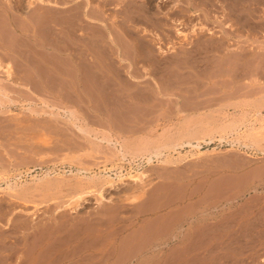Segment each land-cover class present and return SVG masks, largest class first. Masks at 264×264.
Segmentation results:
<instances>
[{"label": "rangeland", "instance_id": "rangeland-1", "mask_svg": "<svg viewBox=\"0 0 264 264\" xmlns=\"http://www.w3.org/2000/svg\"><path fill=\"white\" fill-rule=\"evenodd\" d=\"M51 1L56 7L13 18L26 36L9 20L0 22V55L15 67L10 80L0 69L6 90L0 101V239L24 241L21 224L93 214L81 229L68 231L69 239L55 236L36 264H264V108L257 109L264 105V4L251 22L233 12L247 8L239 0H92L90 15L75 10L78 0ZM232 21L234 34H227ZM195 23L235 45L193 48L187 42L201 39ZM145 27L158 38L142 33ZM14 34L21 41L18 58ZM197 139L200 147L189 144ZM132 191L141 195L137 201L118 198ZM204 205L211 218L196 222L197 229L189 222L182 227L195 232L194 239H164L169 243L151 248ZM11 222L19 231H4ZM85 229L103 236L76 240ZM37 237L25 239L28 253L38 248ZM146 250L158 254L148 263L139 259Z\"/></svg>", "mask_w": 264, "mask_h": 264}, {"label": "bare ground", "instance_id": "bare-ground-1", "mask_svg": "<svg viewBox=\"0 0 264 264\" xmlns=\"http://www.w3.org/2000/svg\"><path fill=\"white\" fill-rule=\"evenodd\" d=\"M6 2H3V0H0V22L2 21L1 19H3L4 20V18H5V20L7 19V20H9L8 22H9V24H10V26L11 25H13V27H14V31H15V33L16 32H20V30L22 29L21 28V26H17L15 23H14V21L12 22V20H13V18H24L25 16H27V15H29V16H32L33 14L31 13V15L30 14H28L29 13V10L31 9V8H37V7H42V9L43 8H45L46 6L48 7V6H50V7H56V2H53V1H51V0H27V2L25 3H23L22 2V0H5ZM79 2H77V5H80L79 6V8H76V7H74L75 8V10H79L80 9V7L84 10V11H86L87 12V14H89V13H92V12H94V9L92 10L91 8H89L88 7V5L89 4H91L92 3V0H78ZM122 1V0H121ZM130 1V0H129ZM137 1V0H136ZM139 1V0H138ZM142 1V0H141ZM144 1V0H143ZM156 1V0H155ZM186 1V0H185ZM184 1V2H185ZM201 1V0H200ZM69 2H71V0L69 1ZM100 2V1H99ZM102 2V1H101ZM108 3H110V1H107ZM115 2V1H114ZM123 2V1H122ZM153 2V1H152ZM166 2V1H165ZM187 2V1H186ZM202 2V1H201ZM206 2V1H205ZM213 2V1H212ZM246 3L247 4V8H237L236 9V7H233V9L235 10V11H233V12H236V13H238L240 16L239 17H241V18H243V16H245L246 15V17L252 22V20L255 18L256 19V17L258 18V17H261L262 15H261V7H260V5H262V4H264V1L263 0H239V3H240V5H243V4H241V3ZM95 3V2H94ZM125 3H126V1H125ZM131 3V2H130ZM134 3V2H133ZM133 3L131 4V7H130V9L132 8V5H133ZM138 3V2H137ZM143 3V2H142ZM146 3V2H145ZM154 3V2H153ZM159 3V2H158ZM237 3H238V1H237ZM100 4V3H99ZM102 4H104V5H106L104 2L102 3ZM128 4V3H127ZM140 4H141V2H140ZM152 4V3H151ZM187 4V3H186ZM196 4V3H195ZM199 4V3H198ZM197 4V5H198ZM73 5V4H72ZM110 5V4H109ZM124 5V4H123ZM137 5V4H136ZM146 5V4H145ZM161 5H163V4H161ZM193 5V4H192ZM196 5V6H197ZM211 5V4H210ZM214 5V4H213ZM45 6V7H44ZM90 6V5H89ZM107 6V5H106ZM129 6V5H128ZM140 6V5H139ZM160 6V5H159ZM164 6V5H163ZM186 6V5H185ZM194 6V5H193ZM201 6V5H200ZM244 6V5H243ZM58 7V6H57ZM60 7V6H59ZM67 7V6H66ZM91 7V6H90ZM93 7V6H92ZM127 7V6H126ZM134 7V6H133ZM138 7V6H137ZM141 7V6H140ZM146 7V6H145ZM209 7V6H208ZM264 7V6H263ZM95 8V7H94ZM102 8V7H101ZM128 8V7H127ZM143 8V7H142ZM151 8V7H150ZM172 8V7H171ZM200 8V7H199ZM205 8H206V6H205ZM204 8V9H205ZM48 9V8H47ZM110 9V8H109ZM122 9H124V7L122 8ZM141 9V8H140ZM176 9V8H175ZM231 9H232V7H231ZM41 10V9H40ZM71 10V9H70ZM74 10V11H75ZM92 10V11H91ZM97 10V9H96ZM121 10V9H120ZM125 10V9H124ZM146 10V9H145ZM172 10V9H171ZM188 10H190V9H188ZM230 10V9H229ZM245 10H247V12L245 11ZM32 11V10H31ZM106 11V10H105ZM119 11V10H118ZM127 11H129V8L126 10V12ZM142 11H144V10H142ZM141 11V12H142ZM148 11V10H147ZM147 11H145V12H147ZM159 11V10H158ZM175 11V10H174ZM174 11H173V13H174ZM180 11V10H179ZM241 11V12H240ZM78 12V11H77ZM97 11H95V13H96ZM104 12V11H103ZM102 12V13H103ZM124 12V11H123ZM122 12V13H123ZM137 12V11H136ZM160 12V11H159ZM188 12H190V11H188ZM244 12H246V13H244ZM257 12L258 13H260V14H257ZM71 13V12H70ZM69 13V14H70ZM133 13H135V12H133ZM138 13H139V11H138ZM208 13H211L210 11H208ZM231 13V12H230ZM44 14V13H43ZM86 14V15H87ZM100 14V13H99ZM119 14H121V13H119ZM124 14V13H123ZM131 14V13H130ZM165 14H166V12H165ZM164 14V15H165ZM186 14V13H185ZM204 14V13H203ZM203 14H201V15H203ZM237 14V15H238ZM90 15V14H89ZM105 15V14H104ZM144 15V14H143ZM170 15V14H169ZM193 15V14H192ZM191 15V16H192ZM209 15H211V17L210 18H212V15L213 14H209ZM37 16V15H36ZM141 16V15H140ZM167 16H168V14H167ZM214 16L216 17V15L214 14ZM235 16H236V14H235ZM234 16V17H235ZM28 17V16H27ZM34 17V16H33ZM128 17V16H127ZM134 17V16H133ZM132 17V18H133ZM169 17V16H168ZM172 17V16H171ZM194 17V16H193ZM198 17V16H197ZM203 17V16H202ZM245 17V19H247ZM136 18H137V16H136ZM199 18H200V15H199ZM232 18V17H231ZM235 18H237V17H235ZM234 18V19H235ZM264 18V17H263ZM25 19V18H24ZM36 19V18H35ZM129 19H131V18H129ZM128 19V20H129ZM134 19H135V17H134ZM172 19V18H171ZM175 19V18H174ZM20 20V19H19ZM21 20H23V19H21ZM29 20H31V18L29 17ZM33 20V19H32ZM31 20V21H32ZM184 20V19H183ZM222 20V19H221ZM224 20V19H223ZM238 20H239V18H238ZM248 20V21H249ZM66 21V20H65ZM64 21V22H65ZM72 21V20H71ZM175 21V20H174ZM185 21V20H184ZM199 21H200V19H199ZM203 21V20H202ZM219 21V20H218ZM247 21V20H246ZM247 21V22H248ZM24 22V21H23ZM34 22V21H33ZM36 23H37V21H35ZM68 22V21H67ZM176 22H177V19H176ZM178 22H180V21H178ZM183 22V21H182ZM182 22H180L178 25H180V26H182V25H184V23H182ZM231 22V21H230ZM233 22V21H232ZM3 23V22H2ZM25 23V22H24ZM75 23V22H74ZM202 23V22H201ZM236 23H237V20H236ZM235 23V24H236ZM21 25H22V23H20ZM19 24V25H20ZM35 24V23H34ZM68 24V23H67ZM187 24V23H186ZM234 24V22H233V24H229L228 25V22H227V28L225 27V29H223V31H225V33H229V32H232V30H231V27L233 28V26L235 25ZM247 24H251V23H247ZM261 24H263V23H261ZM26 25L28 26L29 24H27L26 23ZM71 25V24H70ZM78 26H79V24H77ZM107 25V24H106ZM138 25V24H137ZM140 25V24H139ZM138 25V26H139ZM158 25V24H157ZM177 25V24H176ZM191 25V24H190ZM195 26L197 25V27H199L200 25H201V27H199V30H200V32H196L197 33V35H198V38L199 37H201V39L199 40H191V41H188L187 43H191L192 44V46H193V48L194 47H196V49L197 48H199V47H203L202 49H204V48H206V50H210V49H221V48H223V50L224 49H229V47H231V45H235V44H232V43H230V42H226V40L224 41V40H222L220 37V39H218V36H217V38H215V35H214V31L213 30H211L210 28H208V26L206 27L205 25L203 26L202 24H197V23H195L194 24ZM193 25V26H194ZM199 25V26H198ZM238 25H240V23L238 24ZM257 25V24H256ZM9 26V25H8ZM10 26H9V28H10ZM22 26H24V24L22 25ZM66 26V25H65ZM131 26H133V25H131ZM161 26V25H160ZM165 26V25H164ZM195 26L192 28V30L195 32L196 30H198L197 28H195ZM215 26V25H214ZM243 26H244V24H243ZM12 27V28H13ZM63 27V26H62ZM80 27H82L83 28V26H80ZM80 27H79V29H80ZM128 27V26H127ZM126 27V28H127ZM192 27V26H191ZM221 27V26H220ZM238 27V26H237ZM8 28V27H7ZM23 28H25V27H23ZM27 28V27H26ZM78 28V27H77ZM125 28V29H126ZM143 28V27H142ZM150 28V27H149ZM167 28V27H166ZM3 29V28H2ZM5 29V28H4ZM20 29V30H19ZM30 29V28H29ZM32 29V28H31ZM79 29H78V32L80 33L81 32V30L82 29H80V31H79ZM106 29V28H105ZM165 29V28H164ZM173 29V28H172ZM177 29V31L179 32V33H183V30H181L180 28H179V26L176 28ZM27 30V29H26ZM72 30V29H71ZM133 30V29H132ZM141 30V29H140ZM144 30V31H143ZM153 30V29H152ZM166 30V29H165ZM234 30V29H233ZM13 31V30H12ZM25 30H23V32H22V30H21V32L22 33H24V35H25V32H24ZM74 31H77V30H74ZM129 31V30H128ZM131 31V30H130ZM136 31V30H135ZM134 31V32H135ZM153 32V35L154 36H156L155 37V39L156 38H158V33H156V32H154V31H151V29L150 30H148V28H144V29H142L141 30V32ZM218 31V30H217ZM235 31V30H234ZM234 31L232 32V34H234ZM20 32V34H22ZM27 32V31H26ZM77 32V33H78ZM140 32V31H139ZM140 32V33H141ZM142 32V33H143ZM220 32V31H219ZM31 33V32H30ZM60 33H61V31H60ZM83 33V30H82V32H81V38H83V36H84V34H82ZM137 33V32H136ZM13 34V33H12ZM19 34V33H18ZM27 34V33H26ZM32 34H34L33 32H32ZM32 34H31V36H32ZM67 34V33H66ZM74 34V33H73ZM193 34V33H192ZM207 34H211L210 36H207ZM17 35V34H16ZM15 34H14V36H15V40H16V47L14 48V52H15V57L16 58H18L21 54H20V45L21 44H19V43H21V41L19 40V37L18 36H16ZM23 35V34H22ZM75 35V34H74ZM86 35V34H85ZM196 35V34H195ZM194 35V36H195ZM6 36V35H5ZM13 36V37H14ZM26 36V35H25ZM27 36L29 37V35L27 34ZM202 36H206V38L205 39H202L203 37ZM20 37H22V36H20ZM59 37V36H58ZM65 37V36H64ZM185 37H187V36H185ZM76 38V37H75ZM85 38V37H84ZM83 38V39H84ZM188 38H189V36H188ZM0 39H1V37H0ZM21 39V38H20ZM37 39V38H36ZM160 39V38H159ZM185 39V38H184ZM46 40V39H45ZM69 40V39H68ZM186 40H187V38H186ZM51 41V40H50ZM45 42V41H44ZM186 42V41H185ZM236 42H238V43H236V46L238 45V46H241V47H244V46H253V47H256V45H255V43H257L256 41H253L252 43H248V45H244V44H240V42L239 41H236ZM180 43V42H179ZM246 43V42H245ZM42 44V43H41ZM49 44V43H48ZM4 45H6V44H4ZM11 45V44H10ZM39 45V44H38ZM51 45V44H50ZM65 45V44H64ZM73 45V44H72ZM174 45H175V43H174ZM174 45H173V47H174ZM190 45V44H189ZM53 46V45H52ZM161 46V45H160ZM159 46V47H160ZM0 47H3L1 44H0ZM55 47V46H54ZM57 47V46H56ZM188 46H186V48H187ZM259 47V46H258ZM257 47V48H258ZM63 48V47H62ZM161 48V47H160ZM189 48H192V47H189ZM12 49V48H11ZM161 49H163V48H161ZM247 49V48H246ZM249 49V48H248ZM13 50V49H12ZM29 50V49H28ZM201 50V49H200ZM205 50V49H204ZM218 50V51H219ZM3 51V50H2ZM67 51V50H66ZM71 51V50H70ZM183 51V50H182ZM181 51V52H182ZM188 51V50H187ZM1 52V51H0ZM6 52V51H5ZM84 52V51H83ZM135 52H136V50H135ZM180 52V53H181ZM198 52V51H197ZM3 53V52H2ZM179 53V54H180ZM187 53V52H186ZM188 53H190V52H188ZM9 54V53H8ZM86 54V53H85ZM136 54V53H135ZM141 54V53H140ZM192 54V53H191ZM2 55V54H1ZM0 55V69H2L1 71L2 72H5L4 74H5V77H6V79L5 80H10V79H12V78H14V75H15V67L13 66V63L14 62H11V61H6V59H5V61H4V57H3V55L1 56ZM5 55V54H4ZM25 55V54H24ZM27 55V54H26ZM75 55V54H74ZM197 55V54H196ZM80 56V55H79ZM86 56V55H85ZM194 56V55H193ZM186 57V56H185ZM189 57V56H188ZM77 58V57H76ZM136 58V57H135ZM141 58V57H140ZM73 59H74V57H73ZM137 59V58H136ZM185 59V58H184ZM192 59V58H191ZM13 60V59H12ZM190 60V59H189ZM199 60V59H198ZM184 61V60H183ZM187 61V60H186ZM201 61V60H200ZM22 62V61H21ZM188 62V61H187ZM195 62V61H194ZM199 62V61H198ZM179 63V62H178ZM189 63V62H188ZM79 64V63H78ZM195 65V64H194ZM181 66V65H180ZM193 67H195V66H193ZM133 72V71H132ZM20 73V72H19ZM0 74H1V72H0ZM132 74V73H131ZM135 74V73H134ZM122 75V74H121ZM122 77V76H121ZM3 80L4 79H1V76H0V101H1V97H2V94H5V92H6V90H5V88H4V90H3V85H4V82H3ZM15 80V79H14ZM14 82V81H13ZM19 82V81H18ZM4 92V93H3ZM261 107L260 108H257V109H259V111H261V108L263 107L264 108V105L262 106V104L260 105ZM258 107V106H257ZM256 109V110H257ZM258 111V110H257ZM198 140V143L197 144H194V143H192V141H190L189 140V144L190 145H192V146H195V147H200L201 146V141H200V139H197ZM205 140V139H204ZM159 152H157L156 154H158ZM153 160V156H150L149 157V161H152ZM142 176H143V173H139V174H136L135 176H134V178L136 179V180H138L139 178H142ZM142 190H143V188H142ZM134 192L135 191H132V193L131 194H129V192H126V194L125 195H122V196H120V197H118V198H120V200L122 199V200H130V201H137V199H139L140 197H141V195H137V194H134ZM140 192V191H139ZM138 192V193H139ZM76 194L75 195H73V197L71 198V201L70 202H72L74 199H76V200H79V198L80 197H82V195L83 194H85L86 193V191H84V190H82V191H80V192H78V191H76L75 192ZM99 193H100V196H99V201L101 202V201H103V198H105L104 196V194L102 193V191L101 190H99ZM141 193V192H140ZM188 195H190V194H188ZM191 195H193V194H191ZM119 200V199H118ZM69 202V203H70ZM76 204H75V206H73L72 208L73 209H77V207L79 206V202L78 201H76L75 202ZM119 203V202H118ZM120 203H122V202H120ZM135 203V202H134ZM136 203H138V202H136ZM142 204H143V202H141ZM141 203H139V204H141ZM209 204V203H208ZM120 205V204H119ZM123 205V204H122ZM127 205V204H126ZM111 206V205H110ZM133 206H134V209H135V205L133 204ZM205 206V205H204ZM203 206V207H204ZM118 207H120V206H118ZM127 207V206H126ZM141 207V206H140ZM123 208V207H122ZM137 208H139V207H137ZM136 208V209H137ZM143 208V207H142ZM142 208H140V210H142ZM194 209H195V207H194ZM104 210L105 209H103V212H104ZM151 210V209H150ZM155 210V209H154ZM108 211V210H107ZM137 211H139V210H137ZM136 211V212H137ZM144 211H146V209L144 210ZM143 211V212H144ZM201 213H197V212H194V213H192V215H191V217L189 218H186L185 220H183V223H181L180 225H178L177 227H176V229L175 230H172L167 236H165V237H159L158 239H157V242H156V244L154 243V245L151 247V248H154L155 246H161V245H164L165 243L167 244V243H169L168 241L169 240H171V239H194L195 238V236H194V233L195 232H190V233H186L185 232V230H183L182 229V227H184V222L186 223V222H189V224H190V226L191 227H193V225H195V223L196 222H199V223H201L202 222V224H203V221H204V219H206V215L208 216V217H210L211 218V216L210 215H212V211H211V208H209L208 207V205H206L205 207H204V209H201ZM99 212L100 211H98L97 212V214H99ZM102 212V211H101ZM90 213V212H89ZM94 213H95V211H94ZM191 213V212H190ZM63 214V213H62ZM102 214V213H101ZM106 214V213H105ZM111 214V213H110ZM20 215V214H19ZM53 215V214H52ZM64 215V214H63ZM85 215V214H84ZM158 215V214H157ZM16 216H18V215H15V219H17V217ZM91 216H93V214H90V215H88V217L86 216V217H81V216H77V217H75V218H72V220L71 219H69V220H67V221H57V220H59V219H57V218H55V219H52L50 222H48V221H46L45 223L43 222H40V223H36V224H34V223H29V224H21V225H23L22 227H23V234H24V237H23V235H22V238H24V241H22L21 242V240L19 241L18 240V238L17 239H15V241L14 242H12L11 244L6 240V238L9 236H5V235H7V234H5L3 237H4V239H0V255H2V256H4L5 258H6V260H5V264H11V263H8L7 262V260L9 259H12V260H14V258L16 257V259L14 260V262L12 263V264H36V263H39L38 261H37V259H39L40 258V256L41 255H43V254H41V253H43V251L44 250H48L49 248H50V245L52 246V239H55L56 237L59 239V237L57 236V235H62V236H64L65 238H66V236L68 235V231L69 230H71V228L73 229V227H78V228H80V226L81 225H83V224H85L87 221H91L92 219H94L93 217H91ZM97 216V215H96ZM104 216V215H103ZM123 216V215H122ZM160 216V215H159ZM159 216H157V217H159ZM54 217H56V216H54ZM60 217V216H59ZM66 217V216H65ZM34 218V217H33ZM102 218V217H101ZM106 218V217H105ZM108 218V217H107ZM111 218V217H110ZM123 218H125L124 216H123ZM163 218V217H162ZM46 219V218H45ZM50 219V218H49ZM161 219V218H160ZM23 220V219H22ZM31 220H33V219H31ZM125 220V219H124ZM12 222H13V220H11ZM17 221V220H16ZM40 221V220H39ZM99 221V220H98ZM107 221V220H106ZM10 222V221H9ZM11 222V223H12ZM20 222V221H19ZM23 222V221H22ZM21 222V223H22ZM24 222H25V220H24ZM28 222V221H27ZM48 222V223H47ZM93 222V221H92ZM15 223V222H14ZM14 223H12L11 225H9L10 227L8 228V229H3L5 232H6V230L8 231H12V232H17V231H19V230H17L18 228H21V227H16V229H15V224ZM18 223V222H17ZM90 223V222H89ZM107 223V222H106ZM93 224V223H92ZM95 224V223H94ZM96 224H98V223H96ZM100 224V223H99ZM211 224V223H210ZM20 225V226H21ZM111 225V224H110ZM206 225V224H205ZM204 225V226H205ZM85 226V225H84ZM90 226V225H89ZM189 226V227H190ZM93 227V226H92ZM98 227V226H97ZM118 227H120V225L118 226ZM124 227H126V226H124ZM142 227V226H141ZM190 227V230L192 229ZM196 227V226H195ZM195 227H193V228H195ZM179 228H180V231H178L179 230ZM197 228H199V227H197ZM197 228H195V229H197ZM0 229L2 230V227H0ZM81 229V228H80ZM107 229V228H106ZM138 229H139V227H138ZM98 230V229H97ZM103 230H104V228H103ZM117 230H119V228L117 229ZM121 230V229H120ZM74 231V230H73ZM80 231V230H79ZM100 231V230H99ZM105 231V230H104ZM116 231V230H115ZM114 231V232H115ZM122 231V230H121ZM141 231V230H140ZM188 231V230H187ZM3 231H1L0 233H2ZM11 232V233H12ZM110 232H112L113 233V231H110ZM132 232V231H131ZM130 231H129V234L131 233ZM138 232V231H137ZM189 232V231H188ZM79 233V234H78ZM77 233V237L75 238L76 240L77 239H86V240H88V239H91L92 238V240H93V238H96V237H100L101 235H102V233H99V234H97V235H95V233L94 234H89L90 232H88L86 229L85 230H83V231H81V232H78ZM109 233V232H108ZM111 233V234H112ZM116 233V232H115ZM143 233V232H142ZM198 233V232H197ZM69 234H71L70 232H69ZM76 233H74V235H75ZM104 234V233H103ZM127 234V233H126ZM128 234V235H129ZM196 234V233H195ZM207 234V233H206ZM3 235V234H2ZM36 236H38L37 237V239H40L39 241H38V248H36L35 247V249H36V251H32L33 253H28V251L30 250L29 248V250L26 248V247H28V242L26 241L27 239L29 240V239H33V237H34V239H36ZM56 236V237H55ZM76 236V235H75ZM74 236V237H75ZM103 236V235H102ZM105 236V235H104ZM107 236H110V233H109V235H107ZM134 236H136V235H134ZM197 236V235H196ZM0 237H2L1 235H0ZM10 237H11V234H10ZM61 237V236H60ZM68 238H66V239H69V237L70 236H67ZM72 237V236H71ZM158 237V236H157ZM73 238V237H72ZM197 238V237H196ZM26 239V240H25ZM64 239V238H63ZM101 239H104V237L102 238L101 237ZM107 239V238H106ZM133 239V238H132ZM164 239H167L166 241H163ZM213 239V238H212ZM10 240V239H9ZM62 240V239H61ZM74 240V239H73ZM58 241V240H57ZM67 241V240H66ZM69 241H71V240H69ZM83 241V240H82ZM107 241V240H106ZM124 241V240H123ZM122 241V242H123ZM182 241V240H181ZM90 242H91V240H90ZM125 242H127V241H125ZM174 242V241H173ZM8 243H9V245H8ZM74 243V242H73ZM78 243V242H77ZM87 243V242H86ZM86 243H85V245H86ZM89 243V242H88ZM78 244H82V246H83V243H78ZM77 245V244H76ZM76 245H74V246H76ZM84 245V246H85ZM123 245V244H122ZM121 244H120V246H122ZM128 245V244H127ZM35 246H37V245H35ZM55 246V245H54ZM54 246H53V248H54ZM62 246H64V245H62ZM186 246V245H185ZM67 247V246H66ZM86 247V246H85ZM111 247V246H110ZM126 247V246H125ZM177 247V246H176ZM184 247V246H183ZM58 248H59V245H58ZM69 248H71V247H69ZM68 248V249H69ZM75 248V247H74ZM80 248V247H79ZM86 248H88V247H86ZM113 248H114V246H113ZM120 248V247H119ZM122 248V247H121ZM150 248V249H151ZM61 249V248H60ZM76 249V248H75ZM145 249V248H144ZM184 249V248H183ZM65 250V249H64ZM71 250V249H70ZM70 250H69V252H70ZM84 250V249H83ZM100 250H102V249H100ZM122 250V249H121ZM121 250H120V252H121ZM68 251V250H67ZM71 251H73V249L71 250ZM80 251V250H79ZM125 251V250H124ZM140 251V250H139ZM139 251H137V253L139 252ZM5 252H8L7 254H4ZM56 253H57V251H55ZM68 252V253H69ZM111 252V251H110ZM119 252V253H120ZM63 253V252H62ZM67 253V252H66ZM65 253V254H66ZM67 253V254H68ZM72 253H74V252H72ZM78 253V252H77ZM99 253V252H98ZM105 253H106V251H105ZM85 254V253H84ZM84 254H82L83 256H84ZM123 254V253H122ZM47 255V254H46ZM49 255V254H48ZM57 255V254H56ZM63 255V254H62ZM87 255V254H86ZM85 255V258L87 257ZM90 255V254H89ZM98 255V254H97ZM117 255V254H116ZM153 255H154V253L153 252H151L150 250H146L144 253H143V255H142V253H141V255H140V261L141 262H147L151 257H153ZM158 255V254H157ZM157 255H154V256H157ZM44 256V255H43ZM52 256V255H51ZM83 256H81L83 259L82 260H84V257ZM101 256V255H100ZM46 257V256H45ZM60 257V256H59ZM64 257H66V255L64 256ZM70 257V256H69ZM81 257H78L77 259H79V258H81ZM91 258H92V256H90ZM121 257V256H120ZM124 257V256H123ZM122 257V258H123ZM76 258V257H75ZM89 258V257H88ZM94 258V257H93ZM116 258V257H115ZM135 258V257H134ZM1 259V258H0ZM100 258H98V260H99ZM101 259H103V258H101ZM100 259V260H101ZM52 260V259H51ZM59 263L61 262V261H63V260H65V259H63V260H61L60 258H59ZM73 260V259H72ZM115 260V259H114ZM118 260H119V258H118ZM117 260V261H118ZM120 260H121V258H120ZM2 261V260H1ZM0 261V264H4V263H2ZM37 261V262H36ZM43 261H44V258H43ZM73 261H75V260H73ZM86 261V260H85ZM94 261H96V260H94ZM65 262V261H64ZM72 262V261H71ZM78 262V261H77ZM81 261H79V263H80ZM157 262V261H156ZM40 263H42V262H40ZM63 263V262H62ZM86 263V262H85ZM96 263V262H95ZM118 263V262H117ZM122 263V262H121ZM131 263V262H130ZM139 263V262H138ZM148 263V262H147ZM154 263V262H153ZM177 263H178V261H177ZM43 264V263H42ZM155 264V263H154Z\"/></svg>", "mask_w": 264, "mask_h": 264}]
</instances>
